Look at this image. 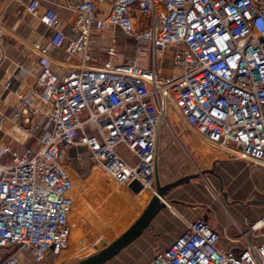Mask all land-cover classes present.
<instances>
[{
	"label": "built area",
	"instance_id": "1",
	"mask_svg": "<svg viewBox=\"0 0 264 264\" xmlns=\"http://www.w3.org/2000/svg\"><path fill=\"white\" fill-rule=\"evenodd\" d=\"M10 1L38 14L40 0ZM104 3L111 6L100 19L95 11ZM76 12L78 37L70 41L55 11L40 16L54 30L50 45L65 48L69 58L83 54V61L66 75L49 64L36 76L37 91L51 105L39 147L1 152L0 249H16L37 264L68 246L70 149H82L118 185L138 182L154 195L159 129L186 150L173 129L174 112L200 140L247 163L252 173L264 166V0H95ZM116 28L135 45L136 60L115 65L110 47L108 60L88 66L92 36ZM34 49L48 59V49ZM17 97L35 133L38 112L22 93ZM124 151L137 163L125 160ZM263 231L264 216L238 228L240 247L222 251L220 235L198 219L148 264H264V244L255 242ZM18 253L0 264H21Z\"/></svg>",
	"mask_w": 264,
	"mask_h": 264
},
{
	"label": "crops",
	"instance_id": "2",
	"mask_svg": "<svg viewBox=\"0 0 264 264\" xmlns=\"http://www.w3.org/2000/svg\"><path fill=\"white\" fill-rule=\"evenodd\" d=\"M87 1L95 0H40L38 14L35 15L27 11L26 4L1 0L0 160L4 159L1 157V152L6 146L20 151L25 147H39L40 145L39 138L43 136L41 123L44 122V115L51 108V105L43 100L35 86L36 76L42 67L50 64L52 69L58 74L66 75L72 68L83 61V54L69 58L65 48H56L50 45L54 30L48 27L40 16L47 10L55 11L60 19L59 28L65 32L68 41L76 40L78 34L73 30L78 17L76 10L80 4ZM110 6V3L98 5L95 11L96 16L100 19L104 18L108 14ZM35 45L48 49V59L40 56V53L34 49ZM110 47L115 48L117 52L116 57L110 58L113 64L117 65L125 61L136 60L135 45L126 40L124 32L119 28L106 29L99 34H94L90 39L88 53L91 56V60L88 66L99 67L108 60L107 49ZM142 63L138 62L140 65ZM7 82H10L9 87L6 86ZM20 93L31 104L30 108L38 112L35 123L38 124L39 129L35 133L34 131L30 133L31 126L27 122L29 115L22 113L19 108L17 96ZM160 135H164V139L158 138L156 169L161 186H166L185 176L197 174V172H194V174H192L193 172H181L175 180L174 178L171 179L174 175L164 169L166 165L163 162L170 158L173 159L178 149L172 145L171 147L168 146L170 150L164 149V142L170 141V137L165 134L164 128L163 130L159 129ZM165 153H167V158L165 157L161 161ZM221 157L224 159L223 156ZM220 158H218L219 160H214V163L221 161ZM169 162L171 161H166V163ZM220 163L222 164L213 167L214 170L212 169V171L214 174L211 176L218 180L220 190L221 187H225V182L230 184V191L227 190L226 192L227 200L230 201V209L226 206L225 210L214 202L213 196L209 194L210 190L208 187L207 190L209 192L198 179L186 182L169 192L165 198L167 208L152 221L151 226L135 241L136 248L151 249L153 250L152 254L155 252V249L159 250L158 252L165 250L178 236L185 232L189 223H193L198 219H204L213 231L220 235L219 246L222 251L241 246L238 238V228L246 230L248 225L264 216V166H260L252 173L247 167V163L245 164L238 160ZM224 168L226 169L222 173ZM161 170L162 172H160ZM241 174H245L246 179H238ZM98 176L99 178L102 177L101 175ZM252 177L254 182H252ZM201 178L203 179V177ZM104 182L110 184L106 178ZM109 186L113 188L111 185ZM114 186V192H122L123 187L118 186L116 183ZM148 196L149 191H143L139 195L133 194L132 200ZM152 198L153 195L146 199L143 209L141 208L142 212ZM80 200L87 202L91 209L99 211L98 207L92 206L86 200L84 194L81 195ZM253 201L262 202L263 205L247 206L248 203ZM100 216L111 227L116 222V219H118L117 216L114 220H110L108 217L102 215L101 212ZM110 226L108 227L111 228ZM75 231L74 240H78L79 238L83 240L84 237H78L81 233L80 226H77ZM77 234L78 236L76 237ZM101 234L104 235L105 233ZM255 242L257 244H264V231ZM72 248L75 251L81 247L77 248V245L73 244ZM53 255L50 253L41 264H52ZM151 257L150 253L149 258ZM17 258L21 264H37L25 253H18Z\"/></svg>",
	"mask_w": 264,
	"mask_h": 264
},
{
	"label": "rangeland",
	"instance_id": "3",
	"mask_svg": "<svg viewBox=\"0 0 264 264\" xmlns=\"http://www.w3.org/2000/svg\"><path fill=\"white\" fill-rule=\"evenodd\" d=\"M140 65V64H139ZM142 66L145 68H149L150 64L147 62H143ZM169 70V68L167 69ZM172 125L173 129L178 132L180 138L185 143L186 150L180 148L177 143L174 142V138L168 133L167 128H164L165 134L170 137V141L164 142V149H169V147L176 146L177 153L173 156V159H167L163 164L166 165L164 169L172 173L174 180L179 176L181 172H190L194 174V172L199 173L204 170L213 169L214 160L216 161L220 158V162H233L234 158L229 157L226 152L220 153V149L217 150V147L212 145H206L204 142L196 139L194 137V132L189 130V128L185 125V123L178 118V116L173 112L172 114ZM163 130V128L161 127ZM159 139H164V135H160ZM175 144V145H174ZM169 146V147H168ZM170 150V149H169ZM158 151V148H157ZM226 154V155H225ZM123 157L129 163L136 164L137 159L129 156L128 152H122ZM220 155V156H219ZM167 158V153L163 155L162 159ZM216 158V159H215ZM219 160V159H218ZM164 161V160H163ZM166 161H171L166 163ZM222 163L218 164L221 165ZM246 164V163H245ZM211 165V166H210ZM171 166V167H169ZM210 166V167H209ZM223 169L222 173H224ZM67 170L70 172V175L74 181L79 182L80 188L85 186L84 195L86 200L92 204V206L98 207L99 211L91 209L90 205L87 202H78V208L74 210V221H73V232L71 237V242L69 240L68 246L65 250H63L59 255H53L52 264H77L84 259L96 254L98 251L95 249V245L104 240L107 244L113 243L116 239L120 238L139 218L141 215V208L143 209L144 202L148 199L152 194L149 192L148 197H142L137 200H132L133 194L128 191L124 186L122 192H114L115 189V181L109 177L104 175L102 171L92 164L85 152H83L80 148H73L67 152ZM163 170V168H162ZM162 170L160 172H162ZM214 170V169H213ZM221 172V169H220ZM226 172V171H225ZM221 173V174H222ZM74 174V175H73ZM98 175L102 177L99 178ZM108 180L110 184H106L104 179ZM246 179L245 174H241L238 179ZM202 179V178H201ZM204 186L212 189L219 198H216L212 192L208 191L210 195L213 196L214 202H216L219 206L221 202L230 209V201H225L223 198V194L219 188V182L216 178L211 175H205L204 178L201 180ZM103 180V181H102ZM173 181V180H172ZM252 182H254L252 177ZM113 188H110V186ZM230 184L225 182L223 187V192L226 193L227 190L230 191ZM76 186V183H75ZM120 186V185H119ZM155 187V183H154ZM79 189L78 186L75 187V194ZM79 191V190H78ZM113 191V192H112ZM74 194V195H75ZM77 199V197H76ZM75 199V205H76ZM232 200V199H230ZM77 207V205H76ZM230 211V210H229ZM100 212L102 215L108 217L110 220L116 219V222L113 223L112 227L108 225L104 220H102L100 216ZM81 214V215H79ZM69 233L71 231L72 225L71 220L69 224ZM80 226V236L78 234L76 237H84L82 239L74 240L75 238V228ZM110 226L111 228H109ZM106 230V231H105ZM101 233H105L102 235ZM82 240V241H81ZM77 245L78 250L73 251L72 245ZM136 243H131L125 250H123L117 257L112 259L111 261L107 262L106 264H148L154 255L159 250H154L155 252L152 254L151 249L147 248H136ZM85 250V251H84ZM83 251V252H82ZM17 253L16 250L13 248L11 249H0V261L3 260L7 255ZM151 253V258H149ZM61 255H65L64 258L66 260H61ZM149 259V260H148Z\"/></svg>",
	"mask_w": 264,
	"mask_h": 264
},
{
	"label": "water",
	"instance_id": "4",
	"mask_svg": "<svg viewBox=\"0 0 264 264\" xmlns=\"http://www.w3.org/2000/svg\"><path fill=\"white\" fill-rule=\"evenodd\" d=\"M220 161L214 163L213 167L218 165ZM157 168V167H156ZM214 172L212 169L204 170L200 173L185 176L174 182L167 184L166 186H161L158 171L156 169L155 173V194L150 200L149 204L146 206L140 217L136 222L118 239L113 243L107 244L104 240H101L95 245V249L98 251L96 254L82 260L77 264H106L115 257H117L123 250H125L131 243L138 240L144 232L151 226L152 221L167 208V202L165 200L166 196L173 189L181 186L182 184L189 182L191 180H196L205 175H212ZM128 189L134 194H139L143 191L142 186L138 182H134L128 187ZM221 192L225 201H227V194L223 192V187H221ZM263 205L262 202L253 201L247 204V206H258Z\"/></svg>",
	"mask_w": 264,
	"mask_h": 264
},
{
	"label": "bare ground",
	"instance_id": "5",
	"mask_svg": "<svg viewBox=\"0 0 264 264\" xmlns=\"http://www.w3.org/2000/svg\"><path fill=\"white\" fill-rule=\"evenodd\" d=\"M194 135V134H193ZM194 137L196 138V139H198V140H200L197 136H195L194 135ZM200 141H202V140H200ZM202 142H204V141H202ZM204 144H206V145H210V144H208V143H206V142H204ZM217 149L219 150L220 149V153L219 154H221L222 152H224L223 150V148H218L217 147ZM226 151V150H225ZM226 155V154H225ZM229 156V155H228ZM67 167V166H66ZM68 171V170H67ZM68 173H69V175H70V172L68 171ZM102 173H104V172H102ZM74 175V174H73ZM104 175H106V176H109V177H111L110 175H108V174H104ZM70 177H71V175H70ZM71 179H72V177H71ZM72 181H73V191H72V193H73V197H74V206H73V211H72V213H71V215H70V220H71V225H72V228H71V231H70V233H69V237H68V239L70 240V242H71V237H72V232H73V221H74V216H73V214H74V210H76V208H78V202L80 201V197H81V195H83L84 193V190H85V186H83V187H81L80 188V185H79V182H77V181H74V176H73V179H72ZM75 183H76V186H78L79 187V191L77 190V192H76V194H75ZM116 183V182H115ZM117 184V183H116ZM118 185V184H117ZM119 186V185H118ZM127 188V187H126ZM128 189V188H127ZM128 191H130L129 189H128ZM143 191H149V190H143ZM142 191V192H143ZM131 192V191H130ZM150 192V191H149ZM132 194H134L133 192H131ZM141 193V192H140ZM139 193V194H140ZM75 194V195H74ZM139 194H134V195H139ZM76 197H77V199H76ZM75 199H76V205H77V207H76V205H75ZM85 251V250H84ZM83 252V251H82ZM63 257H65V255H61V260H66L67 258H64L63 259ZM59 264H62V263H59Z\"/></svg>",
	"mask_w": 264,
	"mask_h": 264
},
{
	"label": "trees",
	"instance_id": "6",
	"mask_svg": "<svg viewBox=\"0 0 264 264\" xmlns=\"http://www.w3.org/2000/svg\"><path fill=\"white\" fill-rule=\"evenodd\" d=\"M14 250H16V249H14ZM9 255H10V254H9ZM9 255H7V256H9ZM7 256H6V257H7ZM6 257H5V258H6ZM5 258H4V259H5Z\"/></svg>",
	"mask_w": 264,
	"mask_h": 264
}]
</instances>
